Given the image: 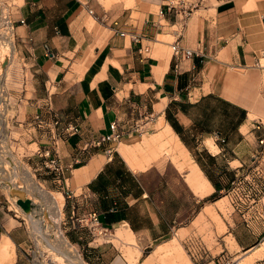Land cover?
Here are the masks:
<instances>
[{"label": "crops", "instance_id": "obj_1", "mask_svg": "<svg viewBox=\"0 0 264 264\" xmlns=\"http://www.w3.org/2000/svg\"><path fill=\"white\" fill-rule=\"evenodd\" d=\"M169 1L23 0L19 11L24 22L17 21L14 27L21 81L16 106L10 109L14 128L24 132L22 125L37 113L48 118L49 102L60 124L73 122L79 127L55 147L61 164H67L77 148L107 132L112 120L124 126L141 122V135L158 119L161 127L149 135L173 147L175 157L187 167L188 183L200 196L228 193L236 175L245 170L246 174L257 170L264 184V103L251 104L227 79L230 68L256 74L251 62L264 47L260 39L264 17L227 0H201L184 15L185 4L176 0L171 6ZM175 40L195 49L177 69L170 49ZM29 130L28 148L49 142L38 128ZM136 136L126 134L124 145L116 146L111 156L100 148L85 149L84 160L68 172L62 190L42 170L36 171L44 185L57 191L58 199L63 197L68 218L62 221L63 231L69 241L88 247L90 264L136 262L130 263L113 243L90 240L87 228L76 222L86 211H95L115 237L135 238L138 255L148 243L183 228L180 209L167 213L165 177L151 174L128 153L126 146L134 144ZM0 150V160L30 171L38 160L24 147ZM204 156L218 165L210 168ZM39 193L47 202L53 199L41 187ZM29 197L24 190L0 185V242L8 240L13 250L2 264H28L34 237L23 226L20 210L28 203L34 205L33 211L45 213L38 208L41 201ZM263 228L264 189L241 215L231 214L233 259L255 246ZM175 238L163 247L164 253L176 250L186 261ZM155 251L146 264H162Z\"/></svg>", "mask_w": 264, "mask_h": 264}, {"label": "rangeland", "instance_id": "obj_2", "mask_svg": "<svg viewBox=\"0 0 264 264\" xmlns=\"http://www.w3.org/2000/svg\"><path fill=\"white\" fill-rule=\"evenodd\" d=\"M14 1L21 7L23 0ZM205 1L202 0V2ZM173 2H176V0H173ZM202 2L201 0H193V3H197L196 6ZM227 2L233 6L239 4V8L243 10L252 9L250 12H256L258 16L262 15L264 17V0H227ZM260 39L264 42V31H262ZM10 41L11 47L6 45L0 47V86L2 85V88L7 92L6 94L10 96V104L7 111L8 117L12 116L10 109L16 106L15 98L17 96L15 92L21 84L20 79L17 77L19 76L20 65L16 57H13L14 37L13 41L12 38ZM254 60L251 62V67L256 70V74H249L250 72L244 69L230 68L228 70L233 72L230 71L227 79L231 85L236 87L235 91L246 95L251 100V104H258L259 102L264 103V68L256 67ZM261 62L264 63V58H261ZM250 116L255 117L256 114L252 113ZM11 120L8 124L10 135L16 137L18 132L12 126L15 121L13 118ZM148 126L150 129L146 130L147 132L141 135L138 134L139 136L135 137L136 142L134 144L126 146L130 149L128 153L134 156L143 165V168L149 167L148 170H150L151 174L155 172L165 177V189L168 200L167 213L180 209L183 228L171 233L163 240L148 243L150 245L143 248L141 255H138L139 248H137L135 238H117L113 234V229H108L103 234L98 233L97 230L92 233L87 228L90 240H93V243L115 244L119 252L130 263L136 262L135 264H146L147 259L151 257L157 248H160V251L156 256H161L159 258L161 262L164 261L169 264H264V228L259 234L255 246L234 259V254L230 253L232 237L231 234H228L231 214L237 213L241 215L243 209L251 207L258 201L261 191L264 189V184L260 183V173L257 170L249 174H246L248 170L243 173L240 172L236 175L234 183L229 186V192H222L214 200L207 198L206 195L200 196L188 183L186 178L187 167H185L182 160L175 157L173 147L167 142H162L149 135L151 134L149 131L161 127L158 119L149 123ZM124 137L125 135L122 138ZM122 145L124 144L121 139L117 144L118 149ZM34 146L35 144H32L29 147L32 148ZM190 155L194 159V154L190 153ZM204 160H206L210 168L218 165V161L214 159L204 156ZM47 191L52 193L53 199L50 198L49 202H47L43 198L46 200L44 203L49 207L45 213L44 211H33L34 205H29L28 203L22 206V211L20 210L21 220L24 221L23 226L30 228L34 237L33 244L27 254L28 264H90L87 257L88 252L86 251L88 247L69 241L66 231H63V229L65 230L63 225L66 223L63 224L62 221L68 219L63 207V197L60 200L56 197L57 191ZM54 205L60 211V214L55 217L52 213ZM207 207H210V212L205 210ZM33 222L38 223L39 231L33 230ZM55 222L59 225L63 241H59L56 238ZM175 236L179 247L183 250L186 258L185 262L184 259L178 258L174 254L164 253L165 251L162 249L167 244L172 243L176 239ZM3 245L4 243L0 246ZM11 251L13 252L9 247L3 251L2 258L0 257V264L9 260ZM113 251L115 252L114 249H112ZM257 252L259 253L257 254Z\"/></svg>", "mask_w": 264, "mask_h": 264}, {"label": "built area", "instance_id": "obj_3", "mask_svg": "<svg viewBox=\"0 0 264 264\" xmlns=\"http://www.w3.org/2000/svg\"><path fill=\"white\" fill-rule=\"evenodd\" d=\"M171 6H174L173 0L169 1ZM183 6V14L189 15L195 6L190 2L180 0ZM169 4V3H168ZM20 5L14 0H0V47L8 45L10 39L14 37V27L17 21L24 22V18L20 16ZM92 10L89 9V12ZM136 38V37H135ZM137 39V38H136ZM146 49V47H145ZM170 49L174 60V68L179 67V61L184 58H189L195 53V49L182 45L178 40L170 43ZM14 57V55H13ZM264 57V48L260 52V56L254 60V65L258 68H264V63L261 62V58ZM0 86V148L7 146L24 147L26 150H31L30 156L36 157L37 163L32 171L17 163H8L7 160H0V185L24 190L30 194L29 199L33 202H39L38 208L47 211L49 207L43 201L42 195L39 193L40 187L47 190L48 186H44L42 181L38 178L37 170H42L44 177H48L53 185L58 189H64L66 187V180L68 172L76 165L84 160V150L90 147L100 148L107 156H111L115 150L118 142L122 137L128 133L140 134L144 131L143 124L141 122H135L127 126L120 125L117 120H112L109 123V130L98 137L91 139L83 147H79L75 150L72 159L67 164H61L59 156L56 150V144L58 140H67L69 136L78 133L79 127L69 122L65 125L60 124L59 116L52 110L49 102L47 103L46 110L49 114L48 118L42 117L39 113L35 114L31 120L26 122V125H22L24 132H18V136L10 135L8 124L12 121V116H7L8 106L10 104V96ZM14 126V125H12ZM30 127L34 129L38 128L41 134H44L48 143L42 145H36L33 148H28L27 138L25 135L31 134ZM223 140V139H221ZM259 142H263V139H259ZM1 151V150H0ZM38 193L39 195H37ZM48 208V209H47ZM76 222L85 228H88L92 233L97 230L98 233H106L108 228L103 226L99 220L95 211H86L80 216L76 217Z\"/></svg>", "mask_w": 264, "mask_h": 264}, {"label": "bare ground", "instance_id": "obj_4", "mask_svg": "<svg viewBox=\"0 0 264 264\" xmlns=\"http://www.w3.org/2000/svg\"><path fill=\"white\" fill-rule=\"evenodd\" d=\"M11 45V41L9 42V44L8 45H6V46H9V47H11L10 46ZM264 58V57H263ZM52 208H53V206H52ZM52 213H53V216L55 217V216H58L59 214H60V211H59V209H58V207L56 206L55 207V205H54V208L52 209ZM54 226H55V228H56V238L59 240V241H63V236L61 235V232H60V230H59V225H58V223L57 222H55L54 223ZM32 228H33V230H36V231H39V226H38V223L37 222H33L32 223ZM178 245V244H177ZM167 246V245H166ZM169 246V245H168ZM8 247H11V244H10V242L8 241V240H6L5 241V243H4V245L3 246H0V256L2 255V253H3V251H5V249H7ZM176 247V246H175ZM163 249V248H162ZM166 249V248H165ZM160 251V248H158V249H156V251H155V255H158V252ZM166 252H168V250L166 251ZM170 252V251H169ZM173 252V254L174 255H176L178 258H182V256H181V253H178L176 250H173L172 251ZM172 252H170V253H172ZM183 252V251H182ZM259 252H257V254H258ZM255 255H256V253H255ZM261 255V254H260ZM161 256H158V258H160ZM164 258V257H163ZM183 261V260H182ZM185 261V260H184ZM162 263L163 264H169V263H165L164 261H162ZM179 263H181V262H179ZM171 264V263H170Z\"/></svg>", "mask_w": 264, "mask_h": 264}, {"label": "trees", "instance_id": "obj_5", "mask_svg": "<svg viewBox=\"0 0 264 264\" xmlns=\"http://www.w3.org/2000/svg\"><path fill=\"white\" fill-rule=\"evenodd\" d=\"M232 179H235V175L232 176V178H231L230 181H232ZM217 196H219V195L215 192V193H213V194L207 196V198L213 200V199H215Z\"/></svg>", "mask_w": 264, "mask_h": 264}, {"label": "water", "instance_id": "obj_6", "mask_svg": "<svg viewBox=\"0 0 264 264\" xmlns=\"http://www.w3.org/2000/svg\"><path fill=\"white\" fill-rule=\"evenodd\" d=\"M262 20H263V22H264V18H263Z\"/></svg>", "mask_w": 264, "mask_h": 264}]
</instances>
